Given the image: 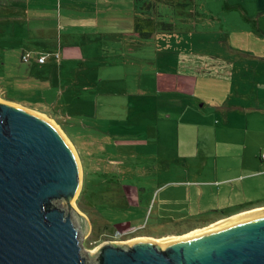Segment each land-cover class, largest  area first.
<instances>
[{
	"label": "rangeland",
	"instance_id": "rangeland-1",
	"mask_svg": "<svg viewBox=\"0 0 264 264\" xmlns=\"http://www.w3.org/2000/svg\"><path fill=\"white\" fill-rule=\"evenodd\" d=\"M22 1L0 0V83L4 86L0 97L51 121L79 157L83 183L75 202L89 228L82 238L83 249L94 255L90 251L104 241L184 236L209 226L210 212H193L190 218L173 221L158 218L171 219L165 202L181 189L178 186L232 175L227 165L239 158L237 151L247 148L256 153L264 147L262 120L248 123L246 116L236 112V124L225 133L224 124L202 109L203 101L224 98L226 93L217 91V86L232 85L219 83L221 74L229 79L227 67L235 60L227 34L217 31L234 26L231 17L237 9L222 12L226 0H139L137 23L145 35L134 36L132 42L108 37L110 52L93 55L95 59L87 62L62 57L67 78L76 80L80 74L77 86L67 92L75 97L66 100L57 85L51 90L53 96H48L50 106L56 105L58 112L65 113L64 119L69 118L64 121L40 109L44 107L40 88L46 85L39 78L26 80L31 61L24 62L21 53L25 47L37 46L32 42L35 36L48 41L50 47L40 46L51 50L50 42H58L65 30L50 12L49 17L45 13L41 17L49 26L47 32L34 35L26 30L25 19L31 14ZM181 195L180 190L178 198ZM237 206L242 210L251 205ZM240 210L228 212L234 215Z\"/></svg>",
	"mask_w": 264,
	"mask_h": 264
},
{
	"label": "water",
	"instance_id": "water-1",
	"mask_svg": "<svg viewBox=\"0 0 264 264\" xmlns=\"http://www.w3.org/2000/svg\"><path fill=\"white\" fill-rule=\"evenodd\" d=\"M82 183L60 129L0 97V264H264V211L164 243L104 241L90 255L81 243L88 220L73 204Z\"/></svg>",
	"mask_w": 264,
	"mask_h": 264
},
{
	"label": "crops",
	"instance_id": "crops-1",
	"mask_svg": "<svg viewBox=\"0 0 264 264\" xmlns=\"http://www.w3.org/2000/svg\"><path fill=\"white\" fill-rule=\"evenodd\" d=\"M139 0H23L25 11L31 16L25 19L27 24L24 28L34 35L37 31L47 32L46 24L41 21V17H49L48 13L54 14L56 21L60 27L65 30L64 36L60 39L52 41L51 50L43 48L50 47L46 43L48 41L39 39V36L32 37V42L37 45L34 47H25L21 56L25 53H31L32 56L47 55L45 62L32 59L29 66L26 80L30 79L44 82L46 87L40 88L43 94L41 100L44 107H40L42 111H48L57 115L59 119L64 120L65 114L61 109L58 112L56 105L50 106L48 96H53L51 90L57 85L59 91L63 93L66 100L75 97L70 91L72 87L79 83V75L77 79L67 78L63 58L67 61L74 59H83L87 62L89 59H95L106 52H110L108 37H117L122 42L134 41V36L142 35L138 27V6L136 2ZM222 6V12H231L237 9L233 19L231 17L230 30H223L222 26L217 33L227 34L226 40L232 48L235 62L229 63L227 67L228 80L224 78V74L218 76L219 83L225 84L232 82L231 87L223 89L218 86L217 91L225 92L224 98L218 102H210L205 100L202 102V109L206 114L215 115L218 124L223 125L225 133L230 132L233 125L236 124L237 113L241 117H245V121L262 120L264 122V0H226ZM214 12L213 9H209ZM243 11L244 14H240ZM46 15H45V14ZM219 19V18H218ZM115 26L122 27L115 32L103 30L104 28H113ZM78 47H73L72 45ZM74 50L78 54L74 55ZM47 51V52H46ZM54 53V54H51ZM59 54V57L56 54ZM54 55V57H52ZM60 57L62 59H60ZM224 57V55H223ZM60 59L59 61L56 59ZM216 58H219L217 56ZM225 58V57H224ZM56 59V60H55ZM226 59V58H225ZM255 66L251 68V64ZM40 68L42 73H36L35 70ZM34 69V70H33ZM32 71V72H31ZM235 77L237 81L235 82ZM66 88L63 89V84ZM95 82L94 79L91 81ZM37 83V82H36ZM243 83V84H241ZM38 87L40 85L37 83ZM4 88L0 83V89ZM240 89V91H239ZM230 93H229V92ZM66 93V94H65ZM209 102V103H208ZM240 109L239 112L236 111ZM237 112V113H236ZM236 115V116H235ZM66 116V115H65ZM264 146V144H263ZM240 149V148H239ZM264 147L258 152L253 153L250 149L241 148L235 154L238 159H234L228 163V171H232V175L224 174L222 178L214 176L198 181L191 182L187 187H179V191L173 192V197L169 202H165L166 207L170 208L167 216L172 219L158 218L159 221H173L178 219L190 218L194 213L201 214L214 210H225L233 212L240 210L237 205H251L249 207H241L242 209L264 206V159L261 154ZM82 154V153H81ZM208 168L199 170L206 172ZM217 175V174H216ZM181 190V198L179 197ZM133 197L138 199L136 192ZM229 209V210H228ZM251 210V209H250ZM248 211V210H247ZM244 212V211H243ZM158 221V222H159ZM163 237V236H162Z\"/></svg>",
	"mask_w": 264,
	"mask_h": 264
},
{
	"label": "bare ground",
	"instance_id": "bare-ground-1",
	"mask_svg": "<svg viewBox=\"0 0 264 264\" xmlns=\"http://www.w3.org/2000/svg\"><path fill=\"white\" fill-rule=\"evenodd\" d=\"M37 112V111H36ZM38 113V112H37ZM40 115V113H38ZM42 116V115H41ZM45 116V115H44ZM74 149V148H73ZM75 151V150H74ZM76 153V152H75ZM77 155V154H76ZM76 200L74 199L73 200V204L74 206H76ZM77 207V206H76ZM264 211V206H261V207H256L254 209H251V210H248V211H244V212H241L237 215H234L230 218H227V219H222V220H219V221H216L212 224H210L209 226L207 227H204V228H201V229H196L194 231H191L190 233H187L185 234L184 236H175V235H170V236H163V237H160V238H157L156 240L161 242V243H164V242H168V241H172V240H178V239H185V238H190V237H195V236H198L200 234H203L204 232L206 231H211L215 228H219L221 226H224L228 223H231V222H234L236 220H239V219H242V218H246V217H250L256 213H260V212H263ZM152 238V237H151ZM154 239V238H152ZM94 249L91 250L90 252L91 253H94Z\"/></svg>",
	"mask_w": 264,
	"mask_h": 264
},
{
	"label": "flooded vegetation",
	"instance_id": "flooded-vegetation-1",
	"mask_svg": "<svg viewBox=\"0 0 264 264\" xmlns=\"http://www.w3.org/2000/svg\"><path fill=\"white\" fill-rule=\"evenodd\" d=\"M250 209H253L252 207L250 208H246V209H242L240 210L237 214L243 212V211H247V210H250ZM229 213L231 212H227L225 210H214L211 214V217H212V223L216 222V221H219V220H222V219H227V218H230L234 215H237V214H234V215H230ZM227 215H230V216H227ZM211 223V224H212ZM193 224V223H192Z\"/></svg>",
	"mask_w": 264,
	"mask_h": 264
},
{
	"label": "built area",
	"instance_id": "built-area-1",
	"mask_svg": "<svg viewBox=\"0 0 264 264\" xmlns=\"http://www.w3.org/2000/svg\"><path fill=\"white\" fill-rule=\"evenodd\" d=\"M56 56L59 57V54L57 53ZM36 57H37V60L40 61V62H45V60L47 59V55H40V56L36 55ZM31 58H32V54L31 53H25L23 55V60L24 61H30ZM262 158L264 159V153L262 155Z\"/></svg>",
	"mask_w": 264,
	"mask_h": 264
},
{
	"label": "trees",
	"instance_id": "trees-1",
	"mask_svg": "<svg viewBox=\"0 0 264 264\" xmlns=\"http://www.w3.org/2000/svg\"><path fill=\"white\" fill-rule=\"evenodd\" d=\"M141 34H142V35H145L146 32H145V31H142ZM33 57H36V56L33 55L32 58H33ZM32 58H31V60H32ZM36 58H37V57H36ZM22 60H23V56H22ZM31 60H30V61H31ZM46 60H47V59H46ZM46 60H45V61H46ZM23 61H24V60H23ZM30 61H24V62H30ZM8 99H9V98H8ZM11 99H12V98H11ZM21 102H22V101H21ZM23 103H26V102H23ZM26 104H27V103H26ZM32 106H33V105H32ZM64 121H69V118H65ZM263 153H264V152H263ZM263 153L261 154V156L263 155ZM87 181H88V180H86L85 183H84V188H85V185H86V182H87ZM84 188H83V190H82V193H83V191H84ZM82 193H81V195H80V197H79V202H80V200H81Z\"/></svg>",
	"mask_w": 264,
	"mask_h": 264
}]
</instances>
